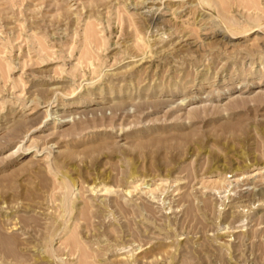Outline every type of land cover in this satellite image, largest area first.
Segmentation results:
<instances>
[{
  "label": "rangeland",
  "instance_id": "obj_1",
  "mask_svg": "<svg viewBox=\"0 0 264 264\" xmlns=\"http://www.w3.org/2000/svg\"><path fill=\"white\" fill-rule=\"evenodd\" d=\"M0 264H264V0H0Z\"/></svg>",
  "mask_w": 264,
  "mask_h": 264
},
{
  "label": "bare ground",
  "instance_id": "obj_2",
  "mask_svg": "<svg viewBox=\"0 0 264 264\" xmlns=\"http://www.w3.org/2000/svg\"><path fill=\"white\" fill-rule=\"evenodd\" d=\"M143 5V4H142Z\"/></svg>",
  "mask_w": 264,
  "mask_h": 264
}]
</instances>
